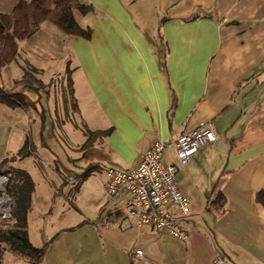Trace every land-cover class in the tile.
<instances>
[{
  "label": "crops",
  "instance_id": "1",
  "mask_svg": "<svg viewBox=\"0 0 264 264\" xmlns=\"http://www.w3.org/2000/svg\"><path fill=\"white\" fill-rule=\"evenodd\" d=\"M18 1L0 0V12ZM81 1L94 9L79 23L90 39L44 21L19 55L41 71L59 56L72 110L94 122L90 131L110 130L90 146L101 154L89 168L130 170L155 141L169 144L164 162L178 167L190 201L180 218L188 239L119 226L112 215L125 194L109 197L104 173L96 222L60 225L52 239L28 227L34 246L47 244L36 264H264V0ZM207 124L215 142L180 164L174 138ZM2 264L34 263L16 255Z\"/></svg>",
  "mask_w": 264,
  "mask_h": 264
},
{
  "label": "rangeland",
  "instance_id": "2",
  "mask_svg": "<svg viewBox=\"0 0 264 264\" xmlns=\"http://www.w3.org/2000/svg\"><path fill=\"white\" fill-rule=\"evenodd\" d=\"M75 17L84 24L79 12ZM60 62V57L55 56L50 67L36 73L28 69L31 63L21 54L3 67L0 76L6 89L24 92L36 104V108L29 110L0 105L8 110L0 112V122L7 123L0 139V164L4 171L16 166L30 173L35 191L31 195L28 227L33 232L42 229L49 239L58 226L76 219L96 222L100 209L97 192L104 176V170L92 169L93 177L83 180L88 164H96L94 160L101 151L93 147L82 149L87 137L85 132L92 129L94 122L82 120L72 110L75 96L69 88V71L64 66L59 72ZM73 65L69 68L74 70ZM26 70L30 76L24 75ZM26 140L31 152L20 157L19 151ZM15 256L6 247L2 259L7 261Z\"/></svg>",
  "mask_w": 264,
  "mask_h": 264
},
{
  "label": "trees",
  "instance_id": "3",
  "mask_svg": "<svg viewBox=\"0 0 264 264\" xmlns=\"http://www.w3.org/2000/svg\"><path fill=\"white\" fill-rule=\"evenodd\" d=\"M93 11L91 4L81 0H19L11 11L0 12V71L18 57L19 41L37 32L44 21H50L70 36L90 39L93 29L80 25L75 13L87 15ZM29 68L36 73L41 71L33 65H29ZM24 75L30 76V72L26 70ZM0 104L25 110L36 108L35 102L24 92L11 91L4 86H0ZM85 133L87 137L82 149L89 148L97 138L108 135L110 130ZM30 152V143L26 140L18 156H27ZM91 169L83 175L84 178L89 175ZM0 173L8 176L7 192L12 199L11 221L0 222V264L3 262L2 254L6 247L31 263H39L45 255L47 244L37 247L31 243L27 221L35 183L24 169L12 167L4 171L1 170L0 164ZM220 195L218 200H222Z\"/></svg>",
  "mask_w": 264,
  "mask_h": 264
},
{
  "label": "built area",
  "instance_id": "4",
  "mask_svg": "<svg viewBox=\"0 0 264 264\" xmlns=\"http://www.w3.org/2000/svg\"><path fill=\"white\" fill-rule=\"evenodd\" d=\"M215 140L216 133L211 124L181 132L173 140L179 162L187 163L195 153ZM168 146L166 141H155L138 165L130 170L106 168V190L109 197L121 191L125 194L123 205L112 215L119 226L125 229L151 226L177 239L187 240V226L180 218L189 214L190 201L175 179L178 167L164 162ZM8 180L7 174L0 173V222H10L12 218Z\"/></svg>",
  "mask_w": 264,
  "mask_h": 264
}]
</instances>
